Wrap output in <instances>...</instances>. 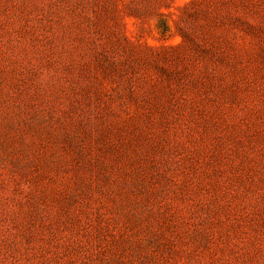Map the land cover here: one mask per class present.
Returning a JSON list of instances; mask_svg holds the SVG:
<instances>
[{"label": "rangeland", "instance_id": "obj_1", "mask_svg": "<svg viewBox=\"0 0 264 264\" xmlns=\"http://www.w3.org/2000/svg\"><path fill=\"white\" fill-rule=\"evenodd\" d=\"M0 264H264V0H0Z\"/></svg>", "mask_w": 264, "mask_h": 264}]
</instances>
